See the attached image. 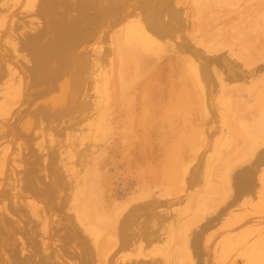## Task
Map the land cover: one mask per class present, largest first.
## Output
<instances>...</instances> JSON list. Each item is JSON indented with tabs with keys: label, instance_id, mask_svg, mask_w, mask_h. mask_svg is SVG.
<instances>
[{
	"label": "rangeland",
	"instance_id": "1",
	"mask_svg": "<svg viewBox=\"0 0 264 264\" xmlns=\"http://www.w3.org/2000/svg\"><path fill=\"white\" fill-rule=\"evenodd\" d=\"M77 10L98 31L72 100L32 102L20 135L0 102V264H178L264 127V0H0V98Z\"/></svg>",
	"mask_w": 264,
	"mask_h": 264
},
{
	"label": "crops",
	"instance_id": "2",
	"mask_svg": "<svg viewBox=\"0 0 264 264\" xmlns=\"http://www.w3.org/2000/svg\"><path fill=\"white\" fill-rule=\"evenodd\" d=\"M85 16L78 10L67 12L63 24L48 26L44 40H37L33 51L22 57L30 61L15 64V75L21 74L26 83L23 97L20 88H14L9 98L2 92L0 102H19L13 114L16 135H20L17 123L30 113L32 102L59 95L63 106L72 100V91L91 65L89 54L83 52L90 43L87 38L98 31ZM36 85L43 87L40 93L35 92ZM235 154L236 160L229 162L224 199L215 207L206 206L202 222L186 230L187 236L177 244L182 252L178 264H184L185 256L189 264H264V127L256 126ZM188 242L196 246L194 250L186 249Z\"/></svg>",
	"mask_w": 264,
	"mask_h": 264
}]
</instances>
